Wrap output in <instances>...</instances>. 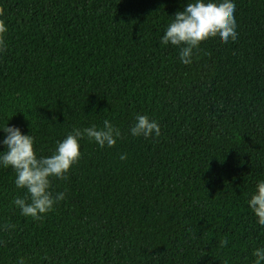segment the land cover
Returning a JSON list of instances; mask_svg holds the SVG:
<instances>
[{"label": "trees", "instance_id": "1", "mask_svg": "<svg viewBox=\"0 0 264 264\" xmlns=\"http://www.w3.org/2000/svg\"><path fill=\"white\" fill-rule=\"evenodd\" d=\"M188 2L0 0V153L6 124L38 157L73 128L121 131L114 147L80 139L67 179L51 178L65 198L38 220L12 203L26 189L0 164V264H255L264 0H234L237 39L208 38L185 65L161 38ZM137 114L161 134H131Z\"/></svg>", "mask_w": 264, "mask_h": 264}, {"label": "clouds", "instance_id": "2", "mask_svg": "<svg viewBox=\"0 0 264 264\" xmlns=\"http://www.w3.org/2000/svg\"><path fill=\"white\" fill-rule=\"evenodd\" d=\"M4 9L0 7V15ZM236 4L234 0H189L183 11H178L166 28L161 38L162 44H171L180 48L179 57L185 65L192 62L195 49L208 38L217 37L222 42L235 41L238 37L235 17ZM8 29L3 19H0V51L6 49L5 34ZM7 133L3 144L7 150L0 153V164L5 168L11 167L15 171V186L26 189L24 197L17 196L12 202L25 217L41 219L43 214L65 198V193L53 194L51 178L67 179L71 167L80 157V139L87 137L95 141L101 148L114 147L121 131L108 119L103 121L102 127L92 125L83 129L73 128L62 141H58L55 151L50 156L38 157L34 148L33 135H25L16 126L2 129ZM134 136L150 137L161 134L157 121L148 115L137 114L136 123L130 129ZM121 159H126L122 154ZM249 206L258 223L264 226V180L256 185V192L248 201ZM14 228L15 225H5V228ZM227 239H221V246H226ZM255 264L264 261V247L256 248L253 252ZM19 264H24L21 259Z\"/></svg>", "mask_w": 264, "mask_h": 264}]
</instances>
